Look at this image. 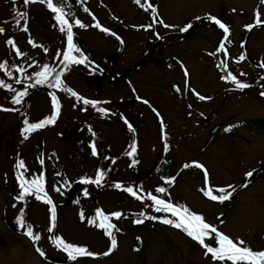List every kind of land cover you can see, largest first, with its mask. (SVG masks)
<instances>
[{
  "label": "flooded vegetation",
  "instance_id": "obj_1",
  "mask_svg": "<svg viewBox=\"0 0 264 264\" xmlns=\"http://www.w3.org/2000/svg\"><path fill=\"white\" fill-rule=\"evenodd\" d=\"M85 1V0H82ZM93 1V4H95V9H88V12H85V15L90 19L91 17L95 16L97 12L104 11L105 18L108 19V21H101V26L108 28L110 31L108 33L103 32L100 28L94 27V29L97 31L100 38L104 39V41H107L111 43L113 41L114 43V50L115 52L110 55L109 58H105V61H103V56L99 54V51L95 50L93 46H90L87 44L88 42L84 39H87L86 36H81L78 34V32H74V43L77 44V46L82 50L83 54L88 58L86 61V64H72L70 65L66 70L61 71L63 66L60 64V60H62V56H56L57 51H63L64 48L67 46L66 39H63L62 37H58L55 41H49V40H43L41 42H37L36 44L40 46L41 48H47L48 51L45 52V58H42L41 60L44 63H49L50 66H54L57 68L58 72H61V78L65 82V85L67 87L72 88L74 91H78L76 87L71 86V84L68 86L67 78H71V76L75 73L76 77H79L81 75L82 69L85 71H89L92 73H101L103 77L99 78L98 88L102 84L101 80L108 78L109 81H116L120 82L123 86V90L125 94L128 93V95L131 93L135 94L136 96V90L134 88L138 87L139 84H143L142 81L145 80L146 82V71L147 70H155L156 72V79L159 81L163 78V69H169L171 71L170 80L168 82V88L172 91L171 99L175 101V104L171 109L178 114V116L182 117L184 116L188 120H192L193 123L190 126V130H194L195 135L199 136L198 141L199 144L196 147V154L195 157H193L190 160H182L180 161L177 167H174L175 164L173 161V158L170 157L171 149L173 148L171 146V143H167L169 146L170 144V150L168 147V150L165 151L164 147L162 148V151L166 154H163L162 157L158 160V162H155L153 168L151 169V175L156 176L157 180H161V177H172L175 176L176 180L174 182H177L178 180L182 179L185 175H192V178L198 179L200 181V186H204V176H203V170L196 168L194 164H192L193 161L199 162L203 164L209 174V185L218 188L222 187V185L219 183H216L217 175L220 171H224L229 174H233L235 177L232 178V180H229V184L236 187V191L233 193L232 197L224 201L222 204H225L224 206H229V202L234 200V197L237 195V192L247 190L248 188H251L258 179L263 180L264 179V162L260 163L257 166H252L251 161H249V132L252 135V140H259L262 144L264 143V118L262 117H254V118H245L244 119H231L229 116H227L226 121H216L215 118V109L214 105L215 102H217L218 98H215L214 96L216 94H213L212 91H208V89L203 93L195 90V93H199L200 95H203L205 97H211V99H205L203 101L199 100L198 96L194 94L193 87L191 84V71L195 67L193 66V62L188 65L187 63L189 60H195L197 62L201 61L203 69L206 71L209 69V52H208V31L210 29H216L218 33L220 34V39L217 41L218 44H216V49L219 47V43L223 41L225 43V48L227 50V55H225L223 52H214V61L216 63L219 76L226 75L227 72H231L233 75H236L238 79H240L242 82L248 83L250 86L246 89L240 90L235 87V85L231 84L228 81H225V86L221 88V92L219 95L222 96V104L227 105L232 97L235 95L239 97V101L234 102L233 107H238L241 104V99H243V96L250 95V92H252V97L261 101L262 97L259 95L261 88H264V67H261L257 64L256 60H252L249 57V54H247L246 46L248 45V42L251 38V35L253 34V30L255 27H261L264 26V24H261L259 26L253 27V29L248 30L245 28V25L255 22V15L251 14L250 21L249 22H243L241 31L239 35L237 33H234V21L232 20V17L230 16L232 13H235L233 10L232 5H227L226 0H215L218 2L217 7H215L214 10H209L207 8H204V6L196 11L195 15H191L189 17H186L183 22L181 23H166L170 25V27L165 28L162 24L154 23V18L163 20L164 23L166 22L164 20L163 15H161L159 7V1L161 0H141V4H144L145 7L150 3L152 6L156 8V12L153 13L151 9L148 11H145L144 7H141L140 4H137L135 0H129L131 1V6L134 9V17L133 23H127L124 18L116 16V13L112 10L110 6V3L113 2V0H110V3L107 2V0H91ZM81 0H65V3L67 5L65 10H68V8L75 10V7L80 4ZM98 2V3H97ZM35 5V6H34ZM39 6L38 7H36ZM25 7L26 11L34 12L35 16L42 15V17L49 21L50 24L59 28L56 21L53 19L54 14L50 12V10L47 8L46 4H40L39 2L30 3L27 6L23 5ZM32 7V9H31ZM36 7V8H35ZM229 9H232L230 11ZM25 11V12H26ZM76 11V10H75ZM97 11V12H96ZM239 14L241 16L246 17L247 13L239 10ZM208 15H214L218 19H220L223 23L229 26V35L227 38L224 37L223 30L220 29L218 26H216L213 22H210L207 19ZM199 17L200 19H196ZM131 18V19H132ZM74 19V18H73ZM99 19H95V23L99 22ZM264 21V20H262ZM151 24L152 27L149 28L147 25ZM187 24H191V27L187 31H180V28L184 27ZM143 26V27H141ZM112 32L116 33V36L111 35ZM237 35V36H236ZM236 38H235V37ZM119 37V39H117ZM66 43V45H65ZM18 46V43H16ZM238 45L237 47L238 51L234 54H231L230 48L233 45ZM243 45V47H242ZM27 46H31L28 44ZM28 49V48H27ZM26 54L28 53L25 52ZM244 54L245 59L243 61H239L238 58L241 54ZM76 54V53H74ZM13 63H11V66L15 64L17 67H23L25 68V74L20 73L16 71L14 68L10 67V71L13 72V75L11 77L4 75L5 81L9 80L10 78L15 80L19 79L21 80V83H15V86L19 88L18 90H24L25 87H28V94L23 98V101L21 104L16 105L15 107H3L4 109H15V110H0L1 112L8 113L11 112L13 115H15L18 118V138L15 139H7L4 142L0 140V146L3 147V159L4 162L7 161L1 167L0 169V195L2 196L1 200V206H0V215L2 217V221L4 224V228L7 229L8 235L11 236L10 239L14 240L16 238L15 235L23 234L22 236L28 237L26 233V227L21 226L20 223H18L17 217H21L24 221L25 225L27 224V219L29 220L28 211L30 209V200L36 199L35 194H29L26 195L24 200H19L18 196L21 192V189L19 187V182L16 180V169H15V163L17 159H23L26 164V157L30 158L29 160L32 162H35V168L33 169V175L31 179L39 176L41 173L45 177V191L48 193V196L52 199L53 204L56 208L57 213V219L59 217V207L62 203V199L59 197V193H62L60 191L61 186V180L56 178V175H54L55 167H54V152L51 150L46 151V143L44 141L40 142L38 139H36L39 135L42 134L43 131L46 129H52V126L56 124L57 119L59 118V115L61 113L62 107H63V99H62V93H66V91L62 89H54L49 88L46 85H37L32 86L34 84L33 79H23V77L33 76L34 73L37 71L36 66L38 67L39 63L35 61L36 63H32V61L28 64H21V62L17 59V57L14 54V57H12ZM20 59V58H19ZM222 62L226 65V67H222ZM228 62L230 64L236 63L240 67L242 66V63L247 65L249 69L239 70L240 72H243V75L237 74L232 66L228 65ZM53 63V65H51ZM181 63L185 66L187 69L189 75L185 77L184 75V69L181 68ZM188 65V66H187ZM237 65V66H238ZM83 66H85L84 69ZM96 66H99L96 68ZM192 68H190V67ZM260 67V68H259ZM96 69V70H93ZM27 74V75H26ZM178 76H181L183 79L182 82H180V79H178ZM159 77V78H158ZM69 78V79H70ZM153 78V79H152ZM155 77H151L148 80H150V83H154L153 81L156 80ZM111 83V82H110ZM109 83V84H110ZM149 83V82H148ZM146 83V85H148ZM183 85V90L181 89V85ZM121 87V88H122ZM33 88V89H32ZM174 88V89H173ZM177 88L180 89V91H177ZM38 91V92H37ZM79 92V91H78ZM77 92V93H78ZM39 93V94H38ZM49 93H55V95L58 98L59 101V113L57 115V118L55 119V122L50 125H46L45 127L36 130L32 133L28 134V139H24L23 136H21V128L23 127V119L27 118V113L24 114L27 110V104L29 102H33L36 100L37 95L40 94H46L49 95ZM80 94V93H78ZM82 95V94H80ZM218 95V94H217ZM84 97V95H82ZM128 97V96H127ZM137 97H140V99H137ZM129 98V97H128ZM135 100H139L140 102L137 103L133 100V98L126 99L125 98H117V100H111L110 102L114 105H116V109L111 114L102 115L101 113L97 112L96 109L91 110L89 107L83 105L79 106L80 108H76L77 110H82V113L85 115L79 116L74 118L76 126H78L75 130H73V133H71L68 137H66V140H68V145L72 144L73 147L76 146L77 150L74 148V154L70 155L71 158L73 157L74 160L76 159L77 165H81L82 167L86 168L88 163L95 162L94 167L96 169L100 168L103 169V166L109 165H116V170L111 174V176H106L105 181L101 185H95V184H84L79 179H74L73 182H67L63 185H68L65 188V193L69 192L72 193L74 191L75 199L77 200L79 197L78 190L76 187L77 184H80V188L82 191V196L84 197V189H87L88 196L90 200L92 201V205L88 208V210L93 212V215L95 216V211L97 208L104 211L106 214L110 213L112 211H121L122 217L121 218H111L110 222L116 225V228L112 229L113 233L115 234L117 241L121 239L123 234L126 232L123 229L120 230V227L124 221L128 222L129 219V213L132 212V210L135 211L133 213V218L141 219L143 222L141 224H130L131 231H138V234L141 232L143 228H146L148 226L156 225V229L161 230L165 226L173 232H178L184 239H187L188 241L191 240L189 237L186 236L181 230L178 231V229H175L174 227L165 225L161 223L159 220H148L144 217L140 216V212H144L145 214L149 215L147 212L154 211L150 205L152 204V201L147 199V194L149 192H152L155 195L161 196V198L170 199L173 203H183L185 205H188L185 200L180 199L179 197L175 196L173 200L170 195V190L173 186L171 184H159L154 186L155 188L158 186H164L168 189L167 194H158L155 193V188L153 190L147 189L148 187H145L143 183L149 178L148 176L144 175L142 172H138L139 170V162L141 159V148L140 144L137 145V137L138 132L141 130H148L151 128L152 124L150 121H155L159 125V129L161 132L166 133L169 132V123L166 120V113L167 111L162 108V105L157 106L154 104L148 97V95H145L143 91L140 90V94L134 98ZM143 100H148V104H144ZM178 103H177V102ZM122 102H126V110L125 112H120L118 108H120L119 104H122ZM80 103H82L80 101ZM32 104V103H30ZM29 104V106H30ZM141 104L143 106L142 109H137L136 107ZM118 105V106H117ZM98 107H101L98 105ZM156 109L157 112H159V117H157L156 112H153L152 109ZM170 108V107H169ZM53 110V109H52ZM46 114L43 116H49L52 112ZM94 115H88V113H93ZM202 114V115H201ZM232 116V115H231ZM121 117H124L127 119V121L133 126L135 129L134 132H129L128 127L126 124H124V119H121ZM28 119V118H27ZM114 120L115 123L119 126V132L120 136H122L123 139V145L117 151H113L116 153V156L114 160H118L117 162L111 161L112 157L110 155V151L106 152V147L100 146L101 138L99 136H96L98 133L95 132L98 129L95 127V123H103L107 120ZM161 120L163 121V127L161 126ZM123 122V125L120 124V122ZM29 122H37L32 120H29ZM94 124V125H93ZM83 125V126H82ZM229 125H234V127L231 128L230 131H225V128H227ZM238 125V126H235ZM89 126L92 129V132H90ZM216 127L214 130L212 136H210V132L212 128ZM207 128V129H205ZM205 129V130H204ZM203 130V131H202ZM242 133H239V131H242ZM95 132V135L93 133ZM66 134L64 133L63 136ZM71 137H73L71 139ZM39 138V137H38ZM67 143V142H66ZM135 143L136 151L133 153L132 156L125 155L126 151L131 150V145ZM95 144L97 149V155H92V148L91 145ZM27 145V146H26ZM175 146V145H174ZM110 147V146H109ZM105 148V149H104ZM26 149V150H25ZM69 150V149H68ZM67 150V151H68ZM28 153H25L27 152ZM71 151V150H69ZM25 153V154H24ZM43 159L44 163L43 165L40 164L39 160ZM136 160V164H132V161ZM261 161V160H260ZM264 161V160H263ZM185 163H189L192 166L189 168H184L183 165ZM92 164V163H91ZM27 166V164H26ZM50 166V167H49ZM133 169L135 170V173H130V175H127V169ZM106 170V169H105ZM58 171V170H57ZM248 171H253V176L251 178H247V187H240L241 184L245 182V173ZM26 178L29 179L28 173H25ZM88 177V176H87ZM92 178L95 177L91 176ZM58 181V182H56ZM163 181V180H162ZM122 183L123 186L126 187H133L134 190L137 191L138 195H143L145 199L143 201L136 199L128 192L124 191L123 188L117 189L114 187L115 183ZM227 184V185H229ZM108 187H113L115 192L113 194L109 195V197L106 194L101 195V200H97L96 197L100 192L106 191ZM200 187V188H201ZM199 188V189H200ZM59 189V191H57ZM68 189V191H67ZM66 197L63 199L65 200ZM201 193V192H200ZM215 194V193H214ZM203 199L207 200L211 203H218L221 204V202L218 201H211L208 198L204 197L202 193L200 194ZM81 197V196H80ZM261 198H264V196H260ZM82 198V197H81ZM110 200H113V202H116V205H118V208L111 209L109 207ZM20 201V202H19ZM39 203L43 207L48 208L49 216L46 215L45 220H50V205L46 204L43 200H38ZM131 207V208H130ZM191 209V207H189ZM87 210V211H88ZM155 214V213H152ZM164 214V213H160ZM165 215V214H164ZM170 215V214H167ZM1 221V218H0ZM57 222V220H56ZM128 224V223H127ZM2 227H0L1 229ZM24 229V230H23ZM119 229V231H117ZM126 230V229H125ZM1 232V230H0ZM46 233H48L46 231ZM163 233V231H162ZM262 234V233H261ZM260 234V235H261ZM49 237H53V233H48ZM8 236V238H9ZM141 236V234H140ZM255 237L257 234L254 233ZM262 239H264V235H261ZM138 237V236H137ZM135 237L136 241V247L138 249H142L143 242L140 239H137ZM30 240V239H29ZM2 240L1 242H4ZM32 241V240H30ZM167 241V240H166ZM171 241V240H169ZM108 247L110 246V241L108 239ZM207 242V241H206ZM200 246V245H199ZM107 247V248H108ZM253 250H264V243L257 242L256 244H252L250 246ZM168 248H171V243L168 244ZM201 248V247H200ZM202 249V248H201ZM62 251V249H59ZM204 251V250H203ZM63 252V251H62ZM64 253V252H63ZM112 253V252H111ZM110 253V254H111ZM66 256L67 254L64 253ZM109 254V255H110ZM183 254V252L181 253ZM103 256V254H97L94 257L89 256H80L77 257V259H84V260H90L91 258H94L96 260L100 259ZM141 264H146L145 261L141 260ZM187 264H193L191 262Z\"/></svg>",
  "mask_w": 264,
  "mask_h": 264
},
{
  "label": "rangeland",
  "instance_id": "obj_2",
  "mask_svg": "<svg viewBox=\"0 0 264 264\" xmlns=\"http://www.w3.org/2000/svg\"><path fill=\"white\" fill-rule=\"evenodd\" d=\"M107 2L110 3V0H107ZM158 3L161 8L160 13L166 21L165 23L176 22L178 24L183 22L186 17L195 15L196 11L199 12L198 10L203 6L204 8L208 7L207 9L211 11L214 10L218 4L215 0H161ZM131 4L132 3L129 0H113L109 7H111L116 13V16L123 17L127 23L132 24L134 21L132 18L134 17V9ZM226 4L232 5L235 12L230 15L234 21L233 34L237 33L239 35L242 23L249 22L251 14L255 15L257 11L260 13V19L264 20V4H261L260 0H226ZM23 5L22 0H16L14 4L11 0H0V26L5 27L6 29L4 34H0V62L7 60L10 67L11 63H13L12 57H14L15 54L14 50L11 46L6 44V39L11 36L14 38L15 42L18 43V47L21 51H28L26 56L17 57L21 64H28L31 61H37L39 65L38 67L36 66V68L37 71H40L43 65L41 59L45 58L44 48H41L38 45L37 47H33L32 45L27 46L29 44L27 42L28 37L31 36L33 41L37 43L43 40L55 41L58 37L66 39V33H61L59 28L56 29L57 27L50 24L49 21H46L42 15L35 16L34 12L26 11ZM14 7L18 10L26 11L29 28L28 33L23 32L15 25L14 19L16 17L15 13L12 11ZM36 7L39 8L37 5ZM85 8L98 10L95 8L93 1L85 0L75 7L76 11H73L70 8L66 11L71 13L70 22L73 23V29L75 32H78L81 36H86L87 39L84 40L88 42L87 44L93 46L95 50L99 51V54L104 57L103 61H105V58H109L110 55L115 52L114 43L113 41L109 43L100 38L97 31L94 29L96 23L94 22L93 17L88 19L85 15ZM229 10L232 11V9ZM239 10L246 12V17L241 16ZM96 18L100 20L99 24H101V21H108V19L105 18L104 11L101 10L97 12ZM75 19H80L88 26L86 28H79L74 24ZM5 21H7V23H5ZM207 35L209 45V69L207 71L203 69L201 61L197 62L196 59L189 60L187 63L190 65L193 62V66L195 67L192 69L190 75L193 89L203 93L208 89V91H212L213 94H216L214 96L215 98H218L214 105V120L223 122L226 121L227 116L231 119H244V117L254 118L255 116L264 118V97L259 101L252 97V92H250V95L242 97V102L238 107H233L234 102L239 101V97L236 95L232 97L227 105L222 104V96L219 95V93L221 92V88L225 86V81L219 76L214 56L210 55V53L216 51V44H218L217 41L220 39V34L216 29H210ZM237 47L239 46L236 44L230 48L231 54H235L238 51ZM246 49L251 61L256 60L258 65L264 63V26L254 28ZM229 64L230 62H228V65ZM51 65H53V63H51ZM237 65L238 64L232 62L229 66H232L233 68L231 69L239 75L243 73H239V70L245 71V69H249L244 63H242L241 67ZM84 67L85 66H83V68ZM163 70V78L159 81L156 79L155 70H147L146 82L144 80L142 81V85L139 84L138 87L134 88L136 90V96L140 94L141 90L145 95H148L149 99L154 104L157 106L162 105V108L167 111L165 118L169 123V132H161L158 123L150 121L152 124L151 128L145 131H139L136 141L137 145L138 143L141 145V159L138 164L140 166L138 172H142L149 177L143 185L148 187L147 189L151 188V190L155 188L154 186L164 183V181L157 180L156 176L150 174L152 171L151 169L153 168L152 165H154L155 162H158L163 154H166L162 151L164 142H173L171 143L173 148L171 149L169 144V150L171 149L170 157L173 158L175 163L173 165L174 167H177L179 165L178 163L184 159L190 160L195 157L196 147H198L197 145L199 144V136L195 135L196 131L192 129L190 130L189 125H191L193 121L186 119L184 116L179 117L178 114L171 109V107L174 106L175 101L171 99V96H173L171 94L172 91L168 88L167 84L172 74L169 69ZM6 71L9 70H0V79H3L4 81ZM82 72L83 73H81L79 77H76L74 73L71 78L69 77L70 79L67 78L68 81L66 84L68 86L71 84V86L76 87L79 91L76 92L84 95L85 98L107 101V103H102L100 106L108 109V114H111L116 109V105L112 104L113 102L111 103V100L125 98V101L126 99H129L130 101V99L133 98L135 102H140L139 100L134 99L136 97L135 94H125L122 87L123 85L120 82H116L115 80L109 81L108 78H105L101 80L102 84L99 86V89H97L98 83L100 82L99 78L103 77V75L99 72L91 74L88 70L85 71L83 69ZM25 73L26 72H24V74ZM28 77L29 74L28 76L23 77V79H28ZM151 77H155L156 80L153 81L154 83H150V80H148ZM178 79H180V82L183 80L181 76H178ZM5 82L11 84L12 88L15 90L19 89L15 86V80L10 78ZM146 83H148V85H146ZM180 85L183 90V85ZM262 89L264 88L262 87L261 90ZM13 94V92L8 91L7 89L0 88V105L6 108L15 107L16 105L11 103V96ZM61 95L63 99V107L56 124L52 126V129H46L38 136L39 138H36L40 142L44 141L46 143V151L51 150L54 152V159H57L54 160V167L55 170H58L54 171V175H56V178L59 177L62 183L60 186V191H62V193H59V197L62 199V202L60 201V203L62 204L58 209L59 217L52 233L61 236L66 242L75 243L78 246H86L89 251L101 255V253L103 254L107 251L109 244L108 237L103 235L102 229L96 228L94 225H89L87 223L88 218H94L95 216L92 211L88 210L90 206H93L89 196H82L83 190L80 188V184L82 183L77 184L76 186L78 187L77 190L79 194L77 200L75 199L76 194H74V191H72V193L68 192L69 195L63 200L66 197V194H68L64 191L68 185L65 186L63 184L73 182L74 179L76 180L81 177L94 176L97 169L94 167V164H96L95 162H91L92 164L88 163L86 168H84L81 165H77L78 160L76 161V159L74 160V158H71L70 156L72 154L75 155L74 151L77 150V147H73L72 144L68 145V140H70V138L66 140V137L73 133V130L78 127L75 124L74 118L85 114L82 113V110L80 111L76 109L80 108L79 106H83L80 101H77L67 92L62 93ZM125 103L122 102V104H119L120 108H118V110L120 112H125ZM29 104H27L28 108L26 112H24V114L27 113L28 120L33 119L34 121H38L52 110L50 95H37L36 100L29 102ZM87 107L94 110L90 105ZM136 108L143 110L141 104ZM88 115H94V112L88 113ZM18 121V118L11 112L6 114L0 111L1 141L4 142L10 138L16 140L18 138ZM120 124L123 125V122L121 121ZM95 127L98 129L95 131L98 133L96 136L101 138L100 146L106 147V152L110 151V153H112L110 155V157H112L111 161L117 162L118 160H114L115 157H117L116 153L124 143L122 136H120L119 126L114 120L109 119L103 123H95ZM242 132L243 130L239 131V133ZM64 133L66 134L65 136H63ZM72 138L73 137H71V139ZM248 138L250 140V155L248 157L249 161H251V165L254 167L264 162V143L262 144L259 140L253 141L250 132ZM3 153V147L0 146V169H2L1 167H3L5 162L6 166L8 163L7 161L4 162ZM25 153H28V151ZM29 159L30 158L26 157V164L29 170L28 176L29 179H31L33 169L35 168V162H31ZM103 168L104 170L106 169V176H111L117 167L116 165L107 164V166H103ZM127 170V175L135 173V170L131 168ZM234 177L233 174L228 175V173L220 171L217 175L216 183L220 182L222 187H226L227 184H229V180L231 181ZM79 180L81 181V179ZM255 182L256 183L251 188L237 192L234 200L232 199L227 207L224 206L225 204H215L203 199L199 191V188L201 187L199 185L200 181L192 178V175L190 174L183 176L182 179L171 185L173 187L170 190L169 197L173 200V198L177 196L180 199L185 200L192 210L197 213H202L208 222L216 224L221 231L225 232L230 237L243 239L246 245L251 246L258 241L264 243V239H262L261 236L264 235V198L260 197L262 195L264 196V179H258V181ZM106 189V191H102L98 194L96 197L97 200H101L102 194H106L109 197V195L113 194L116 190L113 187H108ZM2 196L3 195H0V204ZM109 207L114 209L118 208V205H116V202L114 203L113 200H110ZM81 211L85 214V220H81L80 218L79 214ZM133 213H135L134 210L128 214V220L130 221H124L122 223L120 230L123 229L126 232L121 239L118 240V247L113 250L110 255H103L98 260L94 258L87 261L80 258L77 260H71L54 245L52 239H50L48 235L49 232L47 231V228L51 225L49 219L47 221L45 220L46 215L49 216L48 208L46 206L43 207L37 199L30 200V209L28 211L29 220L27 219V224L32 225L34 233H39L41 239L34 243L33 241H30L31 239L29 237L22 236L23 234L15 235L16 238H14V240L10 239L11 236L8 235L7 229L3 227L4 224L0 215V227H2L0 229V264H141V260L145 261L146 264H187L189 262L193 264H213L210 258L205 257L204 251L200 248L199 244L192 240L188 241L187 239H184L178 232H173V230L165 226H162L163 228L161 230L156 229V225L148 226L140 230L141 232L139 234L138 231H134V226L133 231H131L130 224H136L134 223L135 219L133 218ZM147 213L149 215L157 216L164 215L155 213L154 211H149ZM220 219H223L224 221L222 225L219 223ZM46 231L48 233H46ZM254 233L260 237H255ZM137 236L140 238L142 237L141 241L143 242V247L141 250L136 247L135 237ZM4 239L5 241L1 242ZM169 243H171V248H168ZM37 247L42 248L45 252V256L42 257L39 255L36 251ZM182 252L183 254H181Z\"/></svg>",
  "mask_w": 264,
  "mask_h": 264
},
{
  "label": "snow or ice",
  "instance_id": "obj_3",
  "mask_svg": "<svg viewBox=\"0 0 264 264\" xmlns=\"http://www.w3.org/2000/svg\"><path fill=\"white\" fill-rule=\"evenodd\" d=\"M14 4L16 0H11ZM23 4L27 6L30 3L39 2L40 4H46L47 8L50 10L51 13L54 14L53 19L56 21L57 25L59 26V31L61 33H66V42L67 46L63 49V51H57L56 56H62V60H60V64L63 66L61 71L66 70L72 64H86L87 57L83 54L82 50L74 43V32H73V23L70 22L71 13L67 12L65 9L67 7L65 0H22ZM82 2V0H81ZM137 4H140L141 7H144L145 11L151 9L153 13L156 12V8L152 6L150 3L147 7L144 4H141V0H135ZM261 4H264V0H260ZM12 11L15 13L14 23L15 25L20 28L23 32L28 33V20H27V13L18 10L17 8H13ZM85 12H88V9H84ZM95 16H93V20L95 21ZM196 19H200L197 17ZM207 19L210 22H213L216 26L223 30L224 37L227 38L229 35V26L223 23L220 19H218L214 15H208ZM154 23L162 24L165 28L170 27V25L164 23L163 20L155 19ZM7 23V21H5ZM74 24L79 28H86L88 25H85L80 19H75ZM264 24V21L260 19V13L257 11L255 13V22L245 25V28L248 30L253 29L255 26H259ZM96 28H100L103 32L108 33L110 30L106 27H102L99 22L95 24ZM143 27V26H141ZM147 27L151 28L152 25L149 24ZM191 27V24H187L184 27L180 28V31H187ZM6 31L5 27L0 26V34H4ZM111 35L116 36L115 32H112ZM119 39V37H117ZM27 42L32 45L33 47H37V44L33 41L31 36L28 37ZM6 44L11 46L14 50L16 57H24L27 54L17 46L13 37H8L6 39ZM243 47V45H242ZM44 51L47 52L48 49L45 47ZM216 52H223L227 55V50L225 48V43L221 41L219 43V47L216 49ZM76 53V54H74ZM215 53H210V55H214ZM245 59L244 54L242 53L238 60L243 61ZM32 63H36L32 61ZM222 67H226V65L222 62ZM264 67V63L260 65ZM16 71L20 73H24L26 70L23 67H17L15 64L11 66ZM99 66H96L98 68ZM181 68L184 69V75L187 77L189 75L185 66L181 63ZM9 69V64L7 60L0 62V70H7ZM96 70V69H93ZM6 75L11 77L13 75L12 71H6ZM243 75V73H241ZM28 79H33V76H29ZM222 80L228 81L231 84L235 85L237 89L243 90L248 88L250 85L246 82H242L240 79L237 78L236 75H233L231 72H227L226 75L221 76ZM16 83H21V80L17 79ZM46 85L49 88L54 89H62L69 93L72 97H74L77 101H81L83 105L88 106L90 105L92 108L96 109L97 112L101 113L102 115L108 114V109L103 107H98V105L102 103H107V101H100L95 99H88L83 97L82 95L78 94L72 88L67 87L65 82L61 78V72L57 71V68L54 66H50L49 63H44L41 67L40 71H36L34 73V84L32 85ZM0 88L7 89L14 94L11 96V103L14 105L21 104L23 98L28 94V87H25L23 91L15 90L12 88V85L6 83L3 79H0ZM177 91H180L177 88ZM194 94L198 96L199 100L203 101L205 99H211V97H205L200 95L199 93ZM51 96V103H52V112L49 116H46L37 122H29L27 118L23 119V127L21 128V136L26 140L28 139V134L32 133L36 130H39L46 125L53 124L57 115L59 113V101L55 93H49ZM259 95L264 97V91H260ZM140 99V97H137ZM144 104H148V100H143ZM0 110H15V109H4L2 105H0ZM86 110V109H82ZM153 112H156L157 117H159V112L156 109H152ZM202 115V114H201ZM125 124L128 127L129 132H134L135 129L133 126L125 119ZM161 126L163 127V121L161 120ZM238 126V125H235ZM234 125H229L225 128V131H230ZM92 132L91 127L89 126L88 129ZM95 135V133H93ZM164 150H168V145L165 143L163 145ZM92 148V155L96 156L97 149L95 144L91 145ZM136 151L135 143L131 145V150L126 151L125 155L132 156L133 153ZM40 164L43 165L44 161L41 158L39 160ZM137 161L133 160L132 164H136ZM192 164L195 165L196 168L203 170L204 176V186L199 189L202 195L208 198L211 201H218L223 203L224 201L229 200L233 193L236 191V187L229 184L226 187H218L214 188L209 185V174L206 167L199 163L193 161ZM192 165L189 163H185L183 165L184 168H189ZM16 169V180L19 182V187L21 192L19 193L18 199L24 200L26 195L35 194L37 200H43L46 204L50 205V221L51 225L47 228L49 233L53 232V229L56 227V220H57V213L55 205L53 204L52 199L48 196V193L45 191V177L41 173L39 176L28 179L25 176V173H28L29 170L25 164L23 159H17L15 163ZM30 175V173H29ZM59 175V173H58ZM107 175L106 170L98 168L95 172V177H81V182L84 184H95L101 185L105 181V177ZM253 176V171H248L245 173V182L240 185V187H247V178H251ZM161 180L164 181L165 184H171L176 180L175 176L172 177H161ZM114 187L117 189L123 188L124 191L131 194L138 200L143 201L145 197L143 195H138L137 191L134 190L133 187H124L122 183H115ZM59 191V189H57ZM155 193L158 194H167L168 189L164 186H158L155 188ZM215 193V194H214ZM84 195H88L87 189H84ZM147 199L152 201L150 207L154 210L155 213H164L170 215H147L144 212H140L139 215L144 217L148 220H159L161 223L174 227L175 229L181 230L187 237H189L192 241L196 242L200 245V247L204 250L205 257L210 258L213 264H264V250H253L250 246L246 245L245 241L240 238H233L230 237L225 232L221 231L220 228L213 223H210L206 220L202 213H197L196 211L190 209L187 205L183 203H173L170 199L161 198V196L155 195L152 192L147 194ZM81 220H85V214L83 211L80 212ZM121 211H112L110 213H105L101 209L97 208L95 211L94 218H88L87 223L89 225H94L96 228L103 230V235L107 236L110 241V246L107 248V251L103 253V255H109L113 250L118 247V241L113 233L112 229L116 228V225L110 222L111 218H121L122 217ZM219 219V218H218ZM18 223L21 226L27 228L26 235L35 243L41 239L39 233H34L32 225L28 224L25 225L24 221L21 217H17ZM143 221L141 219L134 220V223L141 224ZM219 223L222 225L224 223L223 219L219 220ZM119 231V229H117ZM54 245L62 249L64 253L67 254V257L71 260H75L77 257L80 256H89L94 257L97 255L96 252L89 251L86 246H78L75 243L66 242L61 236L54 235L50 237ZM137 239H140L137 237ZM207 241V242H206ZM36 251L39 253L40 256H45V252L42 248L37 247Z\"/></svg>",
  "mask_w": 264,
  "mask_h": 264
},
{
  "label": "water",
  "instance_id": "obj_4",
  "mask_svg": "<svg viewBox=\"0 0 264 264\" xmlns=\"http://www.w3.org/2000/svg\"><path fill=\"white\" fill-rule=\"evenodd\" d=\"M216 129V127L212 128L211 132H210V136H212L214 130Z\"/></svg>",
  "mask_w": 264,
  "mask_h": 264
}]
</instances>
